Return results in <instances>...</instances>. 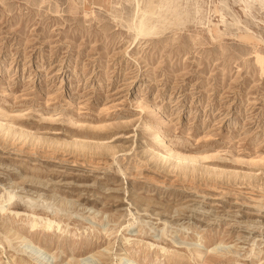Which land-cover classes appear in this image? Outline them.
<instances>
[{
    "label": "rangeland",
    "instance_id": "1",
    "mask_svg": "<svg viewBox=\"0 0 264 264\" xmlns=\"http://www.w3.org/2000/svg\"><path fill=\"white\" fill-rule=\"evenodd\" d=\"M139 1L0 0V264H264V0Z\"/></svg>",
    "mask_w": 264,
    "mask_h": 264
},
{
    "label": "bare ground",
    "instance_id": "2",
    "mask_svg": "<svg viewBox=\"0 0 264 264\" xmlns=\"http://www.w3.org/2000/svg\"><path fill=\"white\" fill-rule=\"evenodd\" d=\"M136 2H137V7H139L140 1L136 0ZM11 128H13V127L9 126V128L8 127L5 128L4 131L8 132V131H10ZM15 134H18L19 137H23V138H21V140L23 139L22 140L23 143H21V144H24L25 138H27V136H31L32 132L27 130V129L18 128L15 130ZM31 137H33V136H31ZM34 139L37 142L43 140V138L40 136H34ZM49 140H50L51 144L57 143L56 139L54 140L51 138ZM66 145L68 147H71L70 151L72 154L75 155V157L73 155V157L75 159L73 161H75V162L78 161L77 160L78 157H83L84 159H86V161L89 160L90 162L95 163V160H96V159H94L95 156H97V155L98 156H102V155L104 156V155H106V153H113L116 149V146L113 144H110V142H108V141L84 139V138H72L70 141H68L66 143ZM89 151H93V152H89ZM154 157L156 158V160H161V161H168V160H170V157H172L174 159V162L172 163V165L174 167L179 168V170H182V172L185 174H188V173L192 174L193 172H195L199 169L198 159L193 158L191 156H186V155L181 154V153H175V155H172V156H167V155L162 154V153H160V154L155 153ZM79 159H81V158H79ZM73 161H72V163H73ZM90 162H88V163H90ZM204 169L210 170L209 168H207V166ZM221 172H225V171L223 170ZM228 173L237 174V172H235V171H231V172L229 171ZM162 183H163V181H162ZM3 207L4 206H2V208ZM3 210H4V208H3ZM40 218L43 220V222H45L47 229H52L53 226H55L57 224V220L53 219L51 217H40ZM122 240H123L124 244H131V243H133V241H135V238H133L131 236H123ZM23 248H24L23 251L26 253L25 255L34 259L35 260L34 262H37L38 264H51V261H49L47 259V257H43L47 254V252L45 250H43L41 247L33 245L31 242L26 240L25 244L23 245ZM161 249L165 252L167 248L165 246H163Z\"/></svg>",
    "mask_w": 264,
    "mask_h": 264
}]
</instances>
